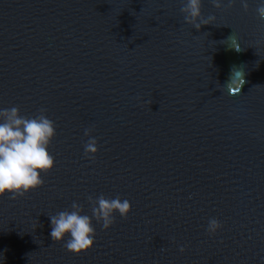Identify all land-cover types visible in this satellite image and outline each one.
Segmentation results:
<instances>
[{
  "label": "water",
  "instance_id": "water-1",
  "mask_svg": "<svg viewBox=\"0 0 264 264\" xmlns=\"http://www.w3.org/2000/svg\"><path fill=\"white\" fill-rule=\"evenodd\" d=\"M186 2L0 0V108L56 126L43 184L0 194V264H264V19L202 0L197 29ZM101 194L128 216L93 219L79 254L52 239L49 216Z\"/></svg>",
  "mask_w": 264,
  "mask_h": 264
},
{
  "label": "clouds",
  "instance_id": "clouds-1",
  "mask_svg": "<svg viewBox=\"0 0 264 264\" xmlns=\"http://www.w3.org/2000/svg\"><path fill=\"white\" fill-rule=\"evenodd\" d=\"M241 3L247 9V0H241ZM201 4L202 0H187L181 9L185 13V22L197 29L215 18H203ZM213 4L219 8L222 0H213ZM256 11L264 19V0H258ZM244 83L243 71L233 67L224 87L230 94H236ZM44 113L45 110L41 109L38 115L24 116L18 107L0 108V194L7 192L24 195L42 185V175L54 167L55 157L49 147L56 135V126ZM91 131L85 129L89 139L84 145V153L89 158L94 157L98 151V141L91 135ZM89 201H94L91 216L84 214L82 206L77 202L72 203L70 211L64 210L49 216L52 239L62 241L69 251L77 254L94 246L96 229L93 219L102 222L103 228L108 229L114 223L116 213L126 218L131 210V202L119 196L109 198L101 194L95 199L90 196ZM219 228L221 223L216 218L209 220V233H215ZM180 250L183 251V247Z\"/></svg>",
  "mask_w": 264,
  "mask_h": 264
}]
</instances>
